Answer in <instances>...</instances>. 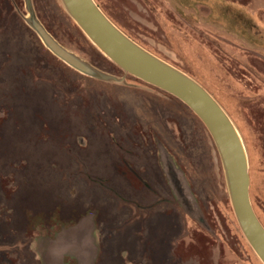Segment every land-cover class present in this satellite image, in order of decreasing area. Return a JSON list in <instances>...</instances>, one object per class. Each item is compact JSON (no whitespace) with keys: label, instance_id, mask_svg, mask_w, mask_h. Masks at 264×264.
<instances>
[{"label":"rangeland","instance_id":"1","mask_svg":"<svg viewBox=\"0 0 264 264\" xmlns=\"http://www.w3.org/2000/svg\"><path fill=\"white\" fill-rule=\"evenodd\" d=\"M97 3L225 108L264 224V0ZM31 9L107 79L56 56ZM77 26L62 0H0V264H264L205 124L103 59Z\"/></svg>","mask_w":264,"mask_h":264},{"label":"water","instance_id":"2","mask_svg":"<svg viewBox=\"0 0 264 264\" xmlns=\"http://www.w3.org/2000/svg\"><path fill=\"white\" fill-rule=\"evenodd\" d=\"M66 10L93 44L125 73L131 74L184 102L205 124L220 153L231 202L248 242L264 263V224L251 198L250 161L235 122L196 79L156 56L122 31L96 0H62ZM29 23L45 45L74 69L91 77L105 74L60 44L31 9Z\"/></svg>","mask_w":264,"mask_h":264},{"label":"trees","instance_id":"3","mask_svg":"<svg viewBox=\"0 0 264 264\" xmlns=\"http://www.w3.org/2000/svg\"><path fill=\"white\" fill-rule=\"evenodd\" d=\"M97 1V0H96ZM78 27V26H77ZM79 28V27H78ZM80 29V28H79ZM81 33L84 35V37L89 41V39L85 36V34L82 32V30L80 29ZM91 44V46L97 51V53H99L101 55V57L105 60H107L109 63H111L112 65H114L115 67H117L115 64H113L103 53H101L91 42H89ZM118 69H120L119 67H117ZM175 97V96H173ZM176 99H178L177 97H175ZM183 105H185L188 109H190L184 102H182L180 99H178ZM190 111H192L190 109ZM193 112V111H192ZM194 113V112H193ZM195 114V113H194ZM196 115V114H195ZM197 116V115H196ZM198 117V116H197ZM199 118V117H198ZM201 120V119H200Z\"/></svg>","mask_w":264,"mask_h":264},{"label":"flooded vegetation","instance_id":"4","mask_svg":"<svg viewBox=\"0 0 264 264\" xmlns=\"http://www.w3.org/2000/svg\"><path fill=\"white\" fill-rule=\"evenodd\" d=\"M170 159V158H169ZM169 159H165V162H164V164H165V167H166V169L169 171V175H170V177H171V179H174L173 178V172H172V170H171V161L169 160ZM173 182H175V179H174V181ZM178 190L180 191V189H179V187H178V184L175 182V193L177 192L178 193ZM181 193V192H180Z\"/></svg>","mask_w":264,"mask_h":264}]
</instances>
